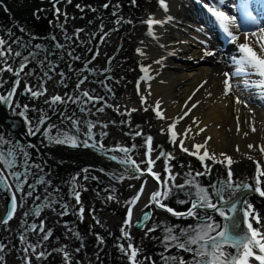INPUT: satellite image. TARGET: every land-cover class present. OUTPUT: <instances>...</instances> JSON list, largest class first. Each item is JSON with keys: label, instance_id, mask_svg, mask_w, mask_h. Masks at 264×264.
<instances>
[{"label": "rangeland", "instance_id": "374dc122", "mask_svg": "<svg viewBox=\"0 0 264 264\" xmlns=\"http://www.w3.org/2000/svg\"><path fill=\"white\" fill-rule=\"evenodd\" d=\"M36 1L38 0H30V4ZM151 2L154 6L153 0H134V2L117 0L109 10L110 0H70V2L68 0L55 8V11L58 9L60 12L57 16L53 15V9L46 8L44 11L29 13L18 19L11 18L0 8V39L6 42L5 49L10 46L13 52L19 51L24 57L33 54V58L18 77L21 81L19 91H23L27 86L45 93L39 97L22 99L20 92L16 103L19 105L16 114L22 112L25 106L28 111L23 116L27 120L28 117L37 120L41 114L46 113L48 107L55 112L63 107L67 115L74 114L78 110L92 112L94 118L89 125H92L91 134L98 147L104 151L115 146L116 149L128 148L127 154L111 150L125 160L130 157L134 162L131 163L133 167L139 165L142 171L146 170L145 161L149 159L145 140L146 137L151 136L153 151L150 158L155 161L152 170L159 174L161 182L167 179L169 173L164 171L165 159L163 157L157 159V157L161 151L174 154V159L167 161L171 174L175 176V180L169 184L171 187L173 183L186 184L192 179L186 176V173L191 171L195 176L196 172L204 171V167L195 155H188L181 150L180 140L184 139L183 136L180 140L176 139L174 145L170 143L171 137L165 131L156 128L151 102H140L139 99V107L131 112V114L135 113L132 117L116 115L118 119L114 124L117 123L121 130L119 127L118 130H107L99 118L98 109L119 102L123 93L131 92L133 74L140 66L130 62L121 65L117 75L102 78L101 81L92 78L94 75L100 77L103 74L104 67L99 60L100 54L105 60L114 56L112 50L116 48L111 46L115 45L116 37L127 23L133 24L134 15L139 14ZM6 5L13 10L10 3L6 2ZM103 11H107L105 20L103 22L95 20L97 13ZM9 17L12 20L9 21ZM130 44L134 45L132 42L128 45ZM37 45L40 47L37 48ZM121 47L119 46V49ZM129 49L127 48V51ZM5 59L7 65L0 64V68L11 66L14 71L22 58L6 56ZM81 62H83L82 67H78ZM65 64L69 65L67 69H75L76 72L70 75ZM79 70L83 73L82 77H77ZM72 77L75 80L70 82ZM14 78L13 72H0V95L8 93ZM81 80L83 83H80ZM69 83L72 85L70 88L67 86ZM85 91L98 99L85 102L87 98L82 96ZM52 95L63 96V101L66 102H62V105L65 106H61L59 102L53 107L52 104L46 103L51 100ZM69 97L81 102H73L68 99ZM10 117L14 116L11 114ZM137 132L140 135H136ZM114 134L125 137V140L115 139ZM184 147L194 151L185 144ZM30 154L35 156L32 151ZM215 154L219 160H223L221 153ZM227 156L234 161L230 166L233 174L234 166L238 162L243 161L248 164L245 175L247 179H252L250 185H254L256 162H259L261 169L264 170L260 158L255 159L254 163L248 158L249 156L241 160H236L232 153ZM261 159L264 163V157ZM35 161L34 158L31 160L33 166L36 165ZM204 163L211 167V172L207 176L196 177V180L211 193L213 190L210 185L216 184L217 179L221 181L227 179V161L223 164H214L212 160L206 159ZM37 168L24 174L23 180L26 181L22 187H18L12 178V172L0 163V172H3L8 181L7 185L0 184L2 206L5 208L4 216L0 220V264H131L129 255L121 251L122 247L127 249L130 243L138 249L136 260L139 264H172L168 259L172 257L176 260L183 259L186 264H192L194 259L192 252L174 246L166 247L164 238L167 235V228H174V234L179 235L180 229L197 225V219L171 217L149 202L138 211L136 206L144 202L149 193L155 190L154 184L147 177L137 174L117 175L105 168H83L69 174L66 187L62 182L49 176L47 168L44 169L42 165L41 168ZM137 176L139 178H135ZM260 179L261 188L264 190V177ZM238 182L240 183V180ZM142 185L143 192L135 205L131 206V222L130 226H127L125 221L130 207L128 202L140 192ZM158 189L164 191L160 185ZM189 191L194 192L195 189L173 188L172 194L166 200H162V203L176 212H185L190 204H182L178 201L189 199L187 196ZM77 193L79 202L76 200ZM224 196L227 199L229 193L225 191ZM13 198L16 203L15 211L12 209ZM212 199L215 201L216 197L213 196ZM244 200L253 205V209L260 217V224L253 222L254 227L264 225V197L252 191L244 197ZM243 209L245 210V205ZM145 212L149 213L150 219L141 223ZM139 213L142 216L139 217ZM205 213L214 221L224 223L212 210H198L197 216H204ZM5 220L7 223H4ZM41 225H43L42 230ZM122 228L128 233L127 237L122 233ZM149 229L155 230L149 231ZM46 234L47 239L44 238ZM226 250L235 251L232 248ZM42 253L44 255H41Z\"/></svg>", "mask_w": 264, "mask_h": 264}, {"label": "bare ground", "instance_id": "6f19581e", "mask_svg": "<svg viewBox=\"0 0 264 264\" xmlns=\"http://www.w3.org/2000/svg\"><path fill=\"white\" fill-rule=\"evenodd\" d=\"M116 1L110 0L111 5H109V10L110 6ZM153 1L155 3L154 6L152 2L151 4H147L139 14L134 15L133 19L135 22L133 24L127 23L122 32L116 37L115 45L111 46V48H116L112 50L114 56L105 60L104 56L100 54L99 60L104 67L103 74L100 77L94 75L92 78L95 81H101L102 78L117 75L118 70L122 67L121 65L132 62L140 66L133 74V83L130 85L131 92L123 93L119 98V102L108 104L107 107L103 108L102 112L98 111L102 124L109 131L118 130V124H114L115 120L118 119L116 115L132 117L135 113L131 114V112L139 107V99L141 102L143 98L144 102L152 103L153 113L156 118V128L165 131L171 137L169 125L173 122L174 118L183 114L182 110L188 111L187 108H184L185 103H188L189 108L193 103H197V107L192 109L189 115L179 121L175 128L172 129V131L178 134L176 139L180 140L182 137L180 134H183L185 129L189 125H192V131L188 138L184 137L185 146L193 148L194 144H202L206 137H211L207 145L209 153H232L236 160L251 156L254 163L257 158L261 160V157H264V154L260 151V148L264 147V99L257 98L259 90L256 88L246 89L243 85V80L238 77L235 81H232L230 94L227 96L223 94L224 85L222 81L225 77L220 74L225 71L229 73L234 71L231 68L233 66L227 59L229 54H235L234 47L228 54H222L217 46L208 42L207 37L192 28L195 27L194 22L198 18V15L194 11L195 8H192V1L165 0V4L167 5L166 11L161 7L160 0ZM232 1L237 2L238 0ZM7 2L13 7L12 11L11 8L9 9V13L13 19L22 18L29 14L33 10L30 9V6H35L36 4L31 5L28 0H7ZM107 11L98 12L94 19L103 22ZM149 17L157 21H165L163 24H154L151 34L146 23ZM169 17H171L170 20L168 19ZM11 18L9 17L8 20H12ZM230 30L232 29L230 28ZM256 30L259 33V30ZM257 38H249L247 43L255 51L259 52V47L255 42ZM201 41H206L208 47L215 50L218 55L203 56V52L206 49ZM130 42L134 43V45L130 44L129 46ZM244 42H246L245 38H239L237 41V43ZM66 46L64 45V47ZM119 46H122L121 49H119ZM127 48H132V50L129 49L127 51ZM138 50L140 51L138 52ZM141 52L143 55L140 54ZM157 60H162V64L156 63ZM80 64L81 66H79ZM80 64L78 67H82L83 62ZM68 66V64H65L66 69ZM142 67L148 68V72L144 73L141 71ZM79 69L81 70V68ZM80 70L77 77L83 76ZM67 71L70 75L72 72H76L75 69H67ZM73 78L69 79L70 82L75 80ZM250 79L255 81L257 78L251 77ZM204 81H207V83L199 91H195ZM237 84L240 85L239 88L236 87ZM67 86L70 88L72 85L69 83ZM193 92H195L194 96L192 95ZM149 93L151 94L149 95ZM109 95L112 96L111 94ZM190 96H192V99L189 101ZM237 97L248 101L247 107L244 104H237L235 102ZM136 98H138L137 102ZM158 100L161 102L160 110L165 119L157 118L154 111L156 101ZM63 109L62 107L58 112H55L47 108L45 111L49 117L47 124L54 125L52 130L53 135L59 130L60 132H68L70 135H75L80 141L88 139L89 124L94 118L93 113L78 110L74 114L67 115ZM249 109H251V112ZM10 116L11 114L5 115L0 110V117L8 118L0 121V130H2V126L7 130L2 136L8 142L15 140L18 143L17 146L23 150H16L17 152H27L30 146L28 145L29 141H26V139H31L33 136L31 137L27 134V127H25L23 122L21 123L15 117L10 118ZM68 117H73L78 122L75 127H73ZM194 117L197 118L199 127L192 124ZM237 119L240 121L239 134H237ZM31 121L34 123L35 119L32 118ZM245 121L249 123H245ZM249 125L254 126L256 131L252 132ZM122 128L125 129L124 127ZM200 128L206 130L200 135H195L196 132H199ZM119 129L121 130L120 127ZM245 132L248 133L247 136L244 135ZM90 135L92 136L91 133ZM41 138L42 140L39 142H36V138H33L35 144L33 143V146H31L34 147V150L38 154L37 160L41 161L39 163L44 169H49L53 179L62 182L66 187L69 174L83 168H105L122 176L136 174L133 172V165L131 163H121L120 161L125 159L112 152V150L117 148L116 146L108 148V151H106L107 154L111 155V158H103L102 156L93 154L95 151H92L91 154L82 155L77 150L78 146L75 149L67 144L57 145L48 142L40 136L39 139ZM114 138L125 140V137H119L116 134H114ZM89 144L98 147V144L93 139L89 140ZM250 144L253 145L251 149L248 147ZM237 146H239V151H237ZM8 148V150H14L12 145ZM88 149L90 148L84 147V151ZM102 150L104 152V149ZM203 152L204 149H201L200 154L202 155ZM112 157H116V159H112ZM247 165L246 162L241 161L234 166L233 181L239 183L238 180H240V184L250 185L252 179H247L245 175L248 168ZM218 181L221 180L217 179L216 182ZM247 192L239 190L232 199L243 201ZM147 201L148 199L142 202L136 209L140 211L147 204ZM242 205L240 203L237 205L236 215L239 221L244 219ZM0 208L5 209L2 206L1 195ZM258 228L264 229V226ZM250 264H255V262L252 260Z\"/></svg>", "mask_w": 264, "mask_h": 264}, {"label": "snow or ice", "instance_id": "6c2138e0", "mask_svg": "<svg viewBox=\"0 0 264 264\" xmlns=\"http://www.w3.org/2000/svg\"><path fill=\"white\" fill-rule=\"evenodd\" d=\"M70 2V0H69ZM134 2V0H133ZM198 3H202V0H197ZM161 7L167 10V5L165 4V0H160ZM226 0H216V3L213 5L205 4L204 7L207 8L208 12L215 18V21L218 24V27L222 29V33L225 34L226 38L229 40V43L234 45L235 54L228 55V62L234 67V71L229 73L227 71L221 73L225 79L222 81L224 85V95L227 96L231 92L232 88V81H235L238 77L243 80L244 87L247 88H256L258 89L257 98L264 99V27L259 28V33L256 31H252L251 33H245V41L244 43H237L239 37L233 34V30H230L231 26L235 24V17L230 14H227L226 11L221 10L223 7H226ZM79 7V5L77 6ZM107 7V5H105ZM235 7V5H233ZM245 6L242 4L241 8L243 9ZM169 20L171 17L168 18ZM120 21H117L119 23ZM165 21H157L154 20L152 17H149L146 23L148 24L149 33H152V27L154 24H163ZM248 22L252 25H256L257 21L254 17L248 13ZM197 31L204 32V28H198ZM249 37L257 38L255 40L256 44L259 47V52L255 51L253 47L247 43ZM5 41L0 39V64L7 65V60L5 59L6 56H15L21 57V63L19 65V69L13 71L11 66H7L5 68H0V72L8 71L13 72L16 77H19L21 72H23L24 68L30 62V59L33 58V54L30 53L28 57H24L23 54L19 51L13 52L11 47L5 49ZM202 44L205 45V51L203 52V56H217L218 53L215 50H212L208 47L206 41H201ZM37 48L40 46L37 45ZM59 47V45H57ZM140 50H138L139 52ZM143 55V53H140ZM171 54V53H170ZM79 59V57H77ZM156 63L162 64V60H157ZM141 71L144 73L148 72V68L142 67ZM251 77H256L257 79L253 81L250 79ZM147 78V77H146ZM86 79V78H85ZM163 83V81H161ZM20 81L17 79L14 82L13 88L11 91L7 93V95H0V102H3L6 105H11L13 97L15 95L16 87L19 85ZM83 83V80L80 81ZM207 81H204L195 91H199L200 88L206 84ZM79 86V85H78ZM237 88L240 87L239 84L236 85ZM27 92H30L33 97H39L44 95V91H37L30 87L26 86L25 89ZM151 93H149L150 95ZM195 95V92L192 94ZM209 95H211L209 93ZM84 98H87L85 102L94 101L98 98L92 97L87 91L82 93ZM68 99L73 100V102L79 103L81 101L76 100L72 97ZM192 99V96L189 97V101ZM58 102H66L62 101L60 96H54L50 101H46V103H50L52 105L57 104ZM142 102L143 98H142ZM235 102L237 104H244L245 107L248 105V101L242 100L241 98L237 97ZM18 108L19 105H16ZM197 107V103H193L191 107H188V103L186 102L184 108H187L188 111H183V114L179 117L173 119V122L169 125V131L171 132V139L170 143H176V138L178 134L172 131L175 128L176 124L183 120L192 109ZM161 102L158 100L156 101V105L154 111L156 112L157 118L165 119L162 115ZM27 106L24 107V111L19 112L18 115L23 116L25 112H27ZM98 111H103V108L98 109ZM147 111V109H145ZM251 112V109H249ZM130 115V113H129ZM49 117L47 114H41L35 123L30 120H27V134L30 136H37L38 134L45 138L48 142L57 144V145H70L72 147L89 146V140H92L93 137L90 135L92 125H89V134L88 139L80 141L75 135H70L68 132H60L59 130L56 131V134L53 135V128L54 125L47 124ZM71 120L73 127L77 125V121L73 117H68ZM245 123H249L245 121ZM193 125L199 127V122L197 118H193L192 121ZM45 125H47L45 127ZM252 132L256 131V128L252 125H249ZM206 129L200 128L199 132H196L195 135H200ZM192 131V125H189L188 128L185 129V132L182 135L185 138H188L189 134ZM240 132V121L237 119V134ZM136 135H140L139 132ZM245 136L248 135L247 132L244 133ZM152 137H146L145 143L147 144V155L149 159L145 161L147 164L146 170L142 171L139 165H135L133 167V171L135 173H139L140 175L151 174L157 183L164 189L161 192L159 189L150 195V204H155L157 207L163 208L164 210L168 211L173 216L177 218H196L198 223L197 225H190L187 228L180 229V234H174L175 230L172 227L166 229L167 235L164 238L166 247L174 246L183 251H189L193 254V261L192 264H250V262L254 259L258 264H264V229L254 228L253 222L256 224H260V217L253 209V205L248 203L247 200L238 201L236 199H232L235 193L239 190L245 191H253L257 193L260 197H264V190L261 188V177H264V170L261 169V165L259 162H256V174L254 178V185L249 184H240L233 181V173L231 171V164L234 161L231 157L227 156L225 153H221L220 155L223 157V160H219L216 154L209 153L207 145L211 137H206L202 144L197 143L193 145L194 151H189L188 148L184 147V139L180 140V148L182 151L186 152L188 155H195L197 159L201 161V164L204 167V171L196 172L195 176L193 173L189 171L185 175L188 177H192V179L188 180L186 184L175 185L172 184L169 187L170 182L175 180V176L171 174V168L168 166L167 161L174 159V154L167 153L164 151L160 152V155L157 157H163L166 161L164 171L169 173L168 177L164 181H160V176L157 173L153 172V165L155 161L151 160L150 155L153 151L151 147ZM8 143L3 136H0V163H2L6 169L12 170L15 169L17 165V154L16 151L10 149L7 152L2 150V146ZM95 147L96 145H92ZM19 146H17L18 148ZM102 147V145H100ZM249 149L253 148V145L248 146ZM204 149L203 154H200V150ZM124 153H128V148H119L114 149ZM237 151H239V146H237ZM262 154H264V147L260 148ZM21 155L27 157L28 153L22 152ZM252 159L251 156L248 157ZM112 159H116V157H112ZM206 159L212 160L215 163L223 164L227 161L226 167L228 168L227 179L224 181H218L216 184L210 185L212 188V192H209V189L202 186L197 180L196 177L200 176H207L211 172V167L204 163ZM123 164L132 163L130 157L126 160L120 161ZM12 176L15 177L16 180L19 181L21 174L18 172L13 171ZM135 178H139L138 176ZM8 181L5 179L3 172H0V184L7 185ZM185 187H190L195 189V191L187 192V196L189 199L178 201L179 203H189L190 207L185 212H176L171 207H168L162 200H166L170 194H172L173 188L184 189ZM227 191L229 193V197L226 199L224 196V192ZM143 192V185L140 189V192L129 201V210L127 213V219L125 224L130 226L131 222V206H134L135 203L139 200L140 194ZM31 193H29L30 195ZM216 197L215 201H213L212 197ZM111 199V197H109ZM76 200L79 202V194H76ZM238 203L245 205V210L243 211L244 221L243 224L246 225L244 228L239 221L236 213H237V205ZM16 203L15 198H13L12 202V209L15 211ZM200 209L208 210L211 209L213 212L217 213L224 223L216 222L213 218L205 213L204 216H197V211ZM81 215L83 213V208L80 209ZM150 219L149 213L145 212L144 216L141 219V223L145 220ZM7 223V220L4 221ZM43 229V225H41V230ZM155 229H149V231H154ZM122 233L125 237L128 236V233L124 231V228L121 229ZM215 233V235H212ZM47 239V234L44 237ZM102 242V241H101ZM195 246V247H193ZM232 248L235 251L229 252L226 249ZM122 252H125L129 255V259L131 264H139L136 260L138 249L134 248L130 243L127 249L121 248ZM41 255H44L43 253ZM172 264H186L183 259L176 260L175 257L168 258Z\"/></svg>", "mask_w": 264, "mask_h": 264}, {"label": "flooded vegetation", "instance_id": "af4514ba", "mask_svg": "<svg viewBox=\"0 0 264 264\" xmlns=\"http://www.w3.org/2000/svg\"><path fill=\"white\" fill-rule=\"evenodd\" d=\"M6 105V104H5ZM7 106V108L8 109H11V108H13L15 105H14V103H12L11 102V105H6ZM61 106H65L64 104L63 105H61ZM53 111V110H52ZM31 119H32V117L29 119L30 121H31ZM35 122V121H34ZM26 127H28V125L26 124ZM2 132V130H0V133ZM3 135V134H2ZM9 144V145H8ZM17 144L18 143H16V141L15 140H12V141H10V142H8L7 144H4L3 145V148L4 149H2L3 151H5V152H7L8 151V147L10 146V145H12L13 146V149L16 151H20V150H23L21 147H16L17 146ZM8 145V146H7ZM30 146V145H29ZM17 148V149H16ZM16 151V154H17V167H19L18 168V170H16L15 169V172H18V173H20L21 174V176H20V179H19V181L18 180H16L15 179V177H12L13 179H14V181H16V183H17V185H18V187H22V185H24V183H25V181H26V179H24L23 180V175L24 174H26V173H28L30 170H34V169H38L37 167H39V168H41V164L37 161V156H38V154L36 153V151L34 150V147H31L30 146V149H28L27 150V152L26 153H28V155H27V157H25V156H23V155H21V153L22 152H17ZM31 151L34 153V155L35 156H32L30 153H31ZM29 155H31V157L29 156ZM18 157H20L21 159H18ZM33 158L34 159H36V161H35V166H37L36 168H35V166H33L32 164V162H31V160H33ZM32 163V164H31ZM16 167V168H17ZM11 172H13L14 170L12 169V170H10ZM47 171H48V174H49V176H51L50 175V172H49V169H47ZM41 178V177H40ZM53 200H55V199H53ZM47 203V202H46ZM46 203H43L44 205L46 204Z\"/></svg>", "mask_w": 264, "mask_h": 264}, {"label": "water", "instance_id": "95a60500", "mask_svg": "<svg viewBox=\"0 0 264 264\" xmlns=\"http://www.w3.org/2000/svg\"><path fill=\"white\" fill-rule=\"evenodd\" d=\"M4 9L5 10H7L8 11V8L6 7V5H4ZM0 121H3V119L2 118H0ZM90 149H88V150H86V151H84V147H83V150H82V152H80V154H88V153H92V151H95L98 155H100V156H107L105 153H103L102 151H99L98 149H96L95 147H93L92 145H90L89 144V146H88ZM95 152L93 153V154H95ZM1 208H0V219H1Z\"/></svg>", "mask_w": 264, "mask_h": 264}]
</instances>
